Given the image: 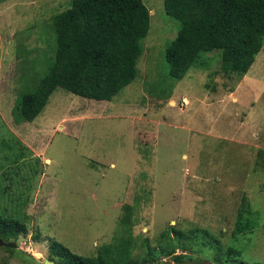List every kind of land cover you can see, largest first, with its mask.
Returning a JSON list of instances; mask_svg holds the SVG:
<instances>
[{
	"label": "rangeland",
	"instance_id": "obj_1",
	"mask_svg": "<svg viewBox=\"0 0 264 264\" xmlns=\"http://www.w3.org/2000/svg\"><path fill=\"white\" fill-rule=\"evenodd\" d=\"M69 1L0 0V216L25 227L0 264H43L53 243L96 256L119 240L138 260L176 246L188 264H264V45L241 80L213 51L174 81L164 52L178 23L163 0H142L150 27L130 85L109 102L57 89L18 123ZM229 248L239 256L225 262Z\"/></svg>",
	"mask_w": 264,
	"mask_h": 264
},
{
	"label": "trees",
	"instance_id": "obj_2",
	"mask_svg": "<svg viewBox=\"0 0 264 264\" xmlns=\"http://www.w3.org/2000/svg\"><path fill=\"white\" fill-rule=\"evenodd\" d=\"M165 14L178 23L176 37L164 52L168 75L183 79L195 67H205L201 56L220 52L221 70L241 80L264 45V0H163ZM54 50L49 66L14 108L18 123L33 122L57 90L97 102L111 101L137 77V62L150 27V13L142 0H70L53 18ZM238 222L234 235L244 234ZM25 227L0 216V239H16ZM174 232V231H173ZM198 231L191 233L192 236ZM170 233V232H169ZM168 233V235H169ZM173 242L184 239L175 231ZM203 235H206L202 231ZM207 237V236H206ZM130 242L103 246L96 256H80L59 243L50 246L57 264H188L184 249L148 250L131 256ZM7 250H10L9 248ZM228 258L239 253L229 248ZM167 260V258H169Z\"/></svg>",
	"mask_w": 264,
	"mask_h": 264
},
{
	"label": "water",
	"instance_id": "obj_3",
	"mask_svg": "<svg viewBox=\"0 0 264 264\" xmlns=\"http://www.w3.org/2000/svg\"><path fill=\"white\" fill-rule=\"evenodd\" d=\"M0 247H4V248H9V249H15L16 248V244L12 243V242H5L2 239H0ZM43 264H57L53 261L50 260H44Z\"/></svg>",
	"mask_w": 264,
	"mask_h": 264
}]
</instances>
